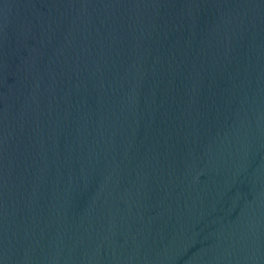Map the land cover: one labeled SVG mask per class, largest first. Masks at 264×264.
I'll return each mask as SVG.
<instances>
[{
  "label": "water",
  "instance_id": "water-1",
  "mask_svg": "<svg viewBox=\"0 0 264 264\" xmlns=\"http://www.w3.org/2000/svg\"><path fill=\"white\" fill-rule=\"evenodd\" d=\"M0 264H264V0H0Z\"/></svg>",
  "mask_w": 264,
  "mask_h": 264
}]
</instances>
